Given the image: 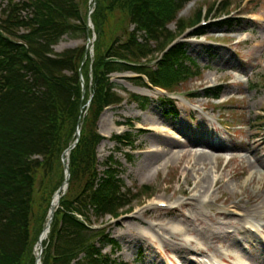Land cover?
<instances>
[{
	"label": "trees",
	"instance_id": "trees-1",
	"mask_svg": "<svg viewBox=\"0 0 264 264\" xmlns=\"http://www.w3.org/2000/svg\"><path fill=\"white\" fill-rule=\"evenodd\" d=\"M15 1L8 0L0 16V264H35L33 248L39 234L32 220L43 206L40 218L47 216L52 196L64 181V168L56 169L63 167L62 154L75 141L82 107L87 113L70 154V183L44 242L42 260L112 264L102 250L118 243L105 228L95 227L92 217L118 216L134 195L124 192L122 164L111 156L100 171L96 156L102 140L96 132L100 115L124 101L110 75L132 71L170 87L189 71L183 44L170 50L156 69L142 61L166 44L168 25L188 0H97L91 16L97 35L95 59L87 56L84 65L85 46L62 54L53 47L66 35L92 36L87 32L88 12L83 10L84 6L88 11L89 0ZM116 14L135 29L110 37L104 48ZM199 19L200 15L190 24ZM179 24L184 27L183 21ZM130 101L143 109L149 103L134 94ZM132 136L127 133L114 140L133 146ZM55 175L58 180L52 184Z\"/></svg>",
	"mask_w": 264,
	"mask_h": 264
},
{
	"label": "rangeland",
	"instance_id": "rangeland-1",
	"mask_svg": "<svg viewBox=\"0 0 264 264\" xmlns=\"http://www.w3.org/2000/svg\"><path fill=\"white\" fill-rule=\"evenodd\" d=\"M219 1L222 0H200L192 9L185 8L180 17L188 23L200 7H208ZM7 5L8 0H0V11ZM225 7V10L217 9L204 19L206 24L199 27L204 28L208 34L203 37L193 36L196 29H188L180 36L179 24L169 25V32L185 44L188 57L200 69L199 72L191 71L193 75L171 88L175 93L171 95L172 98L164 92L126 80L124 75L112 76L124 102L103 111L96 125L97 130L106 136L97 147L99 170H104L105 162L113 156L115 161L122 164L124 192L130 190L136 193L130 204L119 211L121 217L113 219L106 216L96 222L98 226L103 225L110 237L118 242V248L107 246L104 251L117 264H183L173 249L172 235L164 229L173 231L175 226L180 227L181 223L185 225L182 222L183 215H192L193 209L186 204L180 208L174 207V202L189 200L185 194L190 193L184 194V191L194 189L204 178L210 180L209 184H202L204 189H208L207 195L212 205L205 210L206 215H199V220L192 223L191 228L196 226L197 230L188 233L186 238H205L210 235L207 231H211L213 226L218 227L216 222L214 224V218L220 223H227V230H234L230 224L241 220L240 216L233 213L220 215V210H233V206L239 202L245 209L248 199L256 196L261 199L264 194V168L252 169L256 167L252 166L255 161L253 153L257 152L264 159V0H228ZM83 10L88 12L84 6ZM116 15V18L110 19L108 42H104V48L117 35L133 30L128 19ZM228 21L231 22L227 24ZM229 30L238 35L230 37ZM95 39L91 40L90 46L92 58H95ZM88 42L84 36L66 35L55 46V52L62 53L69 48L87 45ZM155 59L152 61L155 62ZM236 74L250 77V87L239 85ZM212 84L223 86L221 97H226L227 103L220 106L209 98L191 97V94L202 93ZM131 94L148 97L150 100L147 107L143 109L139 104L129 102ZM142 127L162 130L163 135L170 139L179 136L188 140L186 134L189 133L193 136L204 135L208 140L216 138L223 147L243 152L244 158L226 161L216 157V165L214 162L197 164V157L185 154L180 162L170 161L171 164L164 167L161 166L162 162L168 159L165 155H160L158 161L149 160L151 150L154 149L149 134L153 131L144 132ZM125 131L133 135V146L112 141L114 134ZM56 171L63 172V167ZM56 176L52 178V184L58 180ZM217 180L219 185L216 187L214 183ZM219 186L222 189L218 190ZM159 201H163L161 205L166 207H158ZM36 210L32 228L40 235L47 224L48 214L41 220L44 206ZM92 220L96 219L93 217ZM154 234L158 239H152ZM219 245L212 246L213 251ZM253 246L254 242L242 247L243 253L253 260L262 261L264 255L255 254ZM33 249H38L37 243ZM177 253L191 261L193 258L197 261L199 257L204 260L209 256L197 252L188 253L182 249Z\"/></svg>",
	"mask_w": 264,
	"mask_h": 264
},
{
	"label": "bare ground",
	"instance_id": "bare-ground-1",
	"mask_svg": "<svg viewBox=\"0 0 264 264\" xmlns=\"http://www.w3.org/2000/svg\"><path fill=\"white\" fill-rule=\"evenodd\" d=\"M185 125H187V123H185ZM149 135L152 136L151 142L154 146V149L151 150V159L149 160L156 159V161H158L160 155H165V157H168V162L165 163L164 167L170 165L172 162H180L185 154H189L190 156L194 155L195 157H197V164H211L214 162L216 165V157L224 158L225 155H223L222 153L230 152V150H228L229 148L223 147L221 143H218L219 141L216 140V138L208 140L204 135L193 136L191 135V133H189L186 134L189 137L188 140H183L182 138H179V136L170 139L164 136L162 133H152ZM253 155L255 161L252 166L256 167H252V169L264 168V159L261 156L257 155V152L253 153ZM185 178H187V175ZM202 183L209 184L210 180L208 178H204L202 182L200 181L196 184L194 189L190 188L184 191V194L190 193L185 194V196L189 197L187 199L190 200L183 199L174 202V207L180 208L181 206H184L186 204L193 209L192 215H183L184 219H182V222L185 225H182L181 223V226H175L173 231L164 229L165 232H169L172 235V240L174 243L173 249L175 250V254L181 260V262L186 264L199 263L194 260L191 261L189 258V260L184 259L180 255V253H177L182 249L183 251H187L188 253L197 252V254L209 255L210 258L208 257V259L210 261V264H228V262L234 258L235 254L242 253V255H245L243 254L242 247H245V245L248 244H252L253 242L254 253H262L264 255V194H262L261 199L258 196L248 199V206L245 209L242 208V205L239 202L236 206H234V209L236 208L237 210H239L238 213L236 211H231L230 208L220 210V215L226 216V214L229 213H236L243 216V220H238V222L236 221L233 225L230 224V228L234 229L233 234L228 233L227 223H220L218 219L214 218V224L216 222L218 227H211V231H207V234L210 235L205 238H203L204 236L202 238H199L200 236L194 237L192 239L186 238L189 235L188 233L197 230L196 226H193L194 228H191L192 223L195 224L199 220V215H206L204 206H211L212 204L211 198L209 199V201H205V199H203L205 196H207L208 189H204L205 186ZM214 184H216L217 187L219 185V180L215 181ZM196 189L198 190L197 194L195 193ZM220 189H222L221 186H219L218 190ZM58 202L59 196L57 195L53 201L54 206H56ZM225 205H227V203H225ZM240 210L242 212H240ZM151 229H154V226H151ZM252 231H254V233L256 234H252ZM48 234L49 227H47L46 230L42 233L41 241H44L48 237ZM152 239L156 240L158 239V236L154 234ZM198 239L201 241V243L198 241ZM218 244H220L218 248L214 249L213 251L212 246H217ZM220 248L222 249L221 252ZM253 261L255 262V264H264V257L262 261L258 262L257 259ZM39 264H41V262H39ZM238 264L249 263L239 259Z\"/></svg>",
	"mask_w": 264,
	"mask_h": 264
},
{
	"label": "water",
	"instance_id": "water-1",
	"mask_svg": "<svg viewBox=\"0 0 264 264\" xmlns=\"http://www.w3.org/2000/svg\"><path fill=\"white\" fill-rule=\"evenodd\" d=\"M91 11H92V9H91ZM84 91H85V89L83 88V92ZM79 136H80V133H79V131H77V140H76L75 144H73L72 146H70L63 153L62 159H63L64 168H65V181H64L63 185L61 186V188L57 191V193H56L57 195H60L61 191L64 190L66 188V186L68 185V183H69V180H70V171H69V164H68V162H66V157L69 156L70 151L75 147L76 143L78 142ZM55 211H56V208L52 204L51 205V208H50V212H49V221H48V224H47L46 228L47 227L50 228V225H51L52 220L54 218ZM46 228L44 229V231L46 230ZM38 244H39L40 250L42 251L43 250V244H42L41 238L39 239ZM39 259H40V257L37 258V261Z\"/></svg>",
	"mask_w": 264,
	"mask_h": 264
}]
</instances>
